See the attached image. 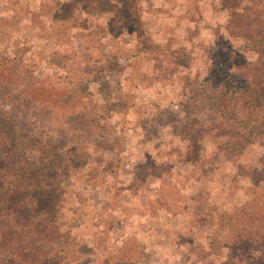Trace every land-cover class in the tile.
I'll return each instance as SVG.
<instances>
[{
	"label": "rangeland",
	"instance_id": "obj_1",
	"mask_svg": "<svg viewBox=\"0 0 264 264\" xmlns=\"http://www.w3.org/2000/svg\"><path fill=\"white\" fill-rule=\"evenodd\" d=\"M234 1L0 0V54L21 56L29 92L39 89L29 103L56 111L53 124H13L31 181L46 164L22 129L64 146L51 147L68 169L59 224L70 238L52 264H264V120L231 155L202 92L216 56H258L226 31Z\"/></svg>",
	"mask_w": 264,
	"mask_h": 264
},
{
	"label": "trees",
	"instance_id": "obj_2",
	"mask_svg": "<svg viewBox=\"0 0 264 264\" xmlns=\"http://www.w3.org/2000/svg\"><path fill=\"white\" fill-rule=\"evenodd\" d=\"M86 1L93 8L96 5L92 4L100 2ZM228 7V35L247 40L258 54L254 62H248L243 55L229 49L225 56H216L213 71L204 81L202 92L212 102L209 109L214 108L221 116L222 124L226 125L225 150L232 155L252 142L249 123L255 121V115L260 114L259 121L264 120V0H252L244 7L236 0ZM24 66L20 55L8 60L0 54V264H52V256L57 255L59 246L67 244L70 238V230L59 224L60 197L64 192L61 191L62 182L68 169L62 167L64 156L58 163L53 158L57 153L53 149H63V145L56 141L51 145L50 135L44 136L43 131L22 129L27 139L31 135L30 150L36 147L34 154H39L42 166L46 164L44 176L30 180L32 160L24 142L14 139L13 124L16 128L19 124H53L56 111L54 106L46 103H29V95L39 89L29 92L34 85L23 73ZM233 67L234 71L230 72ZM94 105L90 111V124L94 123L93 113L100 116L104 109L103 104ZM82 117L84 123H88L85 114H78L74 119L83 122ZM187 132L185 130V135ZM72 133L66 136V141L62 138L63 143L73 140L75 135ZM260 174L264 171L260 170L257 175ZM257 213L253 211V217H257ZM240 215L252 221L247 211ZM243 220L247 222V219ZM261 226L262 223H258L249 228L255 233L254 229ZM246 236L254 241L262 238L261 233ZM212 246L216 247L213 243Z\"/></svg>",
	"mask_w": 264,
	"mask_h": 264
}]
</instances>
